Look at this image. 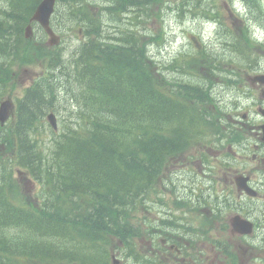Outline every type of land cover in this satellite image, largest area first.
Masks as SVG:
<instances>
[{
  "label": "trees",
  "instance_id": "16d2710c",
  "mask_svg": "<svg viewBox=\"0 0 264 264\" xmlns=\"http://www.w3.org/2000/svg\"><path fill=\"white\" fill-rule=\"evenodd\" d=\"M133 2L136 4V1L133 0ZM249 41L250 40L248 38L247 42ZM135 42L136 39L128 35L124 40V43L121 46H118L117 50L110 54L112 58L116 59L108 62L110 66L109 68H121V71L122 69L132 70L134 76L128 81L129 85L146 89V74L145 72L140 74L138 70L140 64L136 60L138 50L135 49ZM93 52V50L85 51L83 53V59L85 61L93 59ZM58 71H60V68ZM61 71H63V69H61ZM102 83H104V86L107 88V81H102L101 85ZM116 83L121 85L119 80H116ZM46 94L49 95L48 92ZM58 98L59 93L57 90H54L50 98L40 99L36 102L35 106L31 105V108L25 109V117H23V119L25 118L24 123L27 125V128L30 129L34 126V123L32 122L33 118L36 117L38 113H43L46 103ZM112 98L117 99L120 97L113 96ZM86 106V112L82 113L90 119L93 129L86 127L85 132L87 135L76 132L74 137V148H72V141H69L66 147L68 154L70 152L73 153L74 151L73 157H75V165L58 169L53 177L54 182H56L63 190L69 189L68 183L70 180L68 176L71 174H79L73 184V189L78 190V192H81L84 187H88L90 189L91 183L104 189L106 187H116L121 184L122 176L119 174L117 168L114 167V162L118 159V153H116L117 146L108 143L102 133L104 120H106V122H112V120L106 115L108 110L106 108H100L97 105ZM120 109V103H116L115 107L112 108V110ZM140 109L146 111L148 110V107L140 106ZM152 113L157 115L159 118H164V121L169 125L175 123L176 121V118L172 115L171 110L160 103H157V105L154 106ZM178 116L185 117V115L182 114V111L178 112ZM145 145H147V147L144 151H149L154 154L161 143L156 142L150 145ZM104 152H107V154ZM130 172L132 175L144 174L142 170L131 169ZM133 182L134 181L131 178L127 180L125 184L128 186L129 183ZM58 191L62 192L61 189H58ZM55 200L58 201L59 197H55ZM107 206L108 205L106 203H99L98 210L103 212ZM115 215L116 213L114 209H112L104 215L100 214L86 221H74L75 219L71 220L68 217V211L65 208V201L62 203L51 202L44 210L34 212L31 211L12 219L14 227L25 225L27 227L26 231L30 233L29 239L25 243H22L20 236H17L14 241L15 247H22L24 251H27L42 235L47 245V241L51 242L64 237V231L62 230L71 226L81 230L84 234L88 235L91 240L86 242V244H82L81 239H77L73 249V259L83 256L85 264H103L104 249L98 243L100 242L98 240L100 236L105 238L108 234L117 233V227L111 221V217ZM69 220L73 223L70 224ZM8 226L9 225L6 227ZM79 230H77L78 233ZM45 231L49 232L44 233ZM46 245H39L38 247L42 250H49V246Z\"/></svg>",
  "mask_w": 264,
  "mask_h": 264
},
{
  "label": "flooded vegetation",
  "instance_id": "af4514ba",
  "mask_svg": "<svg viewBox=\"0 0 264 264\" xmlns=\"http://www.w3.org/2000/svg\"><path fill=\"white\" fill-rule=\"evenodd\" d=\"M254 157L256 155H253ZM243 174L250 180V186L259 190L260 193L257 195L258 197L254 198L244 194L241 201H236L234 210L247 218L255 219L256 222H259L260 219H264V187L261 186V184H264V155L251 163ZM228 175H231L234 179L237 178V174L232 170H228Z\"/></svg>",
  "mask_w": 264,
  "mask_h": 264
},
{
  "label": "rangeland",
  "instance_id": "374dc122",
  "mask_svg": "<svg viewBox=\"0 0 264 264\" xmlns=\"http://www.w3.org/2000/svg\"><path fill=\"white\" fill-rule=\"evenodd\" d=\"M249 9L250 11H252V13H254V10L252 9V7L249 5ZM175 23H167V26H175ZM190 25V26H189ZM201 24H195L193 25L192 22H188V24H186V26L183 29L189 28L188 31H193V32H200L201 31ZM176 28H181L180 26L176 25ZM182 29V31H183ZM177 31V30H176ZM181 32V30H179ZM203 31V30H202ZM215 32V29L212 30V35L210 37H208L206 40L208 42H219V36H217ZM190 38V34L188 32H186L183 36H180L178 39H174L172 38L173 42L171 45L165 47V48H161L160 46L157 45H153V47L150 49V51L152 52V54L154 56H158V57H168V55L172 54V52H176L179 49L184 48L187 44H188V40ZM79 42H78V38L73 37V39L71 40L70 38L68 39V41L65 44V47L68 48V50H72L74 48H76L78 46ZM33 77V73L28 72L22 75V81L25 83L27 82L30 78ZM24 86V85H22Z\"/></svg>",
  "mask_w": 264,
  "mask_h": 264
},
{
  "label": "bare ground",
  "instance_id": "6f19581e",
  "mask_svg": "<svg viewBox=\"0 0 264 264\" xmlns=\"http://www.w3.org/2000/svg\"><path fill=\"white\" fill-rule=\"evenodd\" d=\"M251 7H252V9L254 10V8H253V6L252 5H250Z\"/></svg>",
  "mask_w": 264,
  "mask_h": 264
}]
</instances>
